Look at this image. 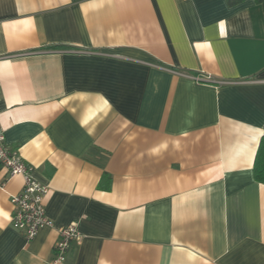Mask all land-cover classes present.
<instances>
[{
    "label": "crops",
    "instance_id": "obj_1",
    "mask_svg": "<svg viewBox=\"0 0 264 264\" xmlns=\"http://www.w3.org/2000/svg\"><path fill=\"white\" fill-rule=\"evenodd\" d=\"M0 127L49 186L0 264H264V10L255 0H0ZM4 172H0V180Z\"/></svg>",
    "mask_w": 264,
    "mask_h": 264
},
{
    "label": "built area",
    "instance_id": "obj_2",
    "mask_svg": "<svg viewBox=\"0 0 264 264\" xmlns=\"http://www.w3.org/2000/svg\"><path fill=\"white\" fill-rule=\"evenodd\" d=\"M3 178L0 180V188L4 189L6 182L21 176L23 185L16 194L10 196L13 205L11 224L14 228L23 232L27 240L32 239L42 227L53 225L46 215L45 198L49 192V186L41 183L31 174V167L16 152L8 148L5 143L3 129L0 127V172ZM81 234L76 222L72 221L58 229V238L54 244V258L51 264L61 263L72 242L79 241Z\"/></svg>",
    "mask_w": 264,
    "mask_h": 264
},
{
    "label": "trees",
    "instance_id": "obj_3",
    "mask_svg": "<svg viewBox=\"0 0 264 264\" xmlns=\"http://www.w3.org/2000/svg\"><path fill=\"white\" fill-rule=\"evenodd\" d=\"M231 2H240L242 0H229ZM264 10V0H255ZM253 177L255 181L264 183V131L259 140L257 150L255 153L253 164Z\"/></svg>",
    "mask_w": 264,
    "mask_h": 264
}]
</instances>
